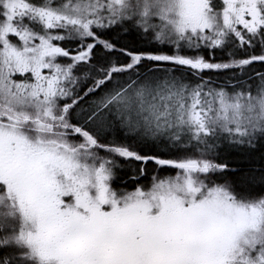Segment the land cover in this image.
I'll use <instances>...</instances> for the list:
<instances>
[{
    "label": "snow or ice",
    "instance_id": "6c2138e0",
    "mask_svg": "<svg viewBox=\"0 0 264 264\" xmlns=\"http://www.w3.org/2000/svg\"><path fill=\"white\" fill-rule=\"evenodd\" d=\"M0 264H264V0H0Z\"/></svg>",
    "mask_w": 264,
    "mask_h": 264
}]
</instances>
